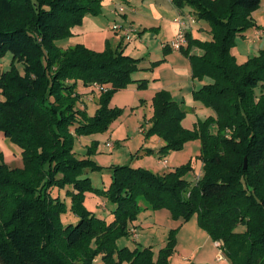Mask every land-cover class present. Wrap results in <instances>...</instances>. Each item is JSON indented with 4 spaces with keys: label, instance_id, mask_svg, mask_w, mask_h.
<instances>
[{
    "label": "trees",
    "instance_id": "obj_1",
    "mask_svg": "<svg viewBox=\"0 0 264 264\" xmlns=\"http://www.w3.org/2000/svg\"><path fill=\"white\" fill-rule=\"evenodd\" d=\"M262 1L173 0L210 27V40L186 32L180 49L192 77L209 78L192 97L213 114L186 128L188 110L159 90L149 134L163 140L159 152L198 139L202 173L195 183L186 178L191 161L160 174L116 165L102 189L84 170L100 166L75 155L74 137L104 131L118 113L108 106L112 94L144 84L132 77L139 59L109 45L96 51L57 43L99 11L101 0H0V57L12 54L10 68L0 72V136L23 158L21 168L0 161V264H170L175 229L157 255L150 246L116 244L147 209H166L180 222L196 216L231 264H264V93H255L264 88V48L242 63L231 53L235 37L255 25L250 12ZM191 46L202 53L189 54ZM78 82L106 88L92 116L80 106ZM64 188L69 205L57 193ZM87 190L114 205L109 222L86 208ZM68 210L76 222H63Z\"/></svg>",
    "mask_w": 264,
    "mask_h": 264
},
{
    "label": "rangeland",
    "instance_id": "obj_2",
    "mask_svg": "<svg viewBox=\"0 0 264 264\" xmlns=\"http://www.w3.org/2000/svg\"><path fill=\"white\" fill-rule=\"evenodd\" d=\"M250 18L255 22V25L243 34H238L231 48V53L238 63L256 56L259 50L264 48V0L259 7L250 12ZM199 22L203 28L195 31V37L202 41L210 40V27L207 21L199 20ZM114 24L125 28L128 26L120 22ZM57 43L65 45L67 39ZM11 62L12 54L10 52L4 53L0 57V72L9 69ZM160 63V61L154 65L142 63L140 67L138 66L139 69L132 74V77L138 76L139 79H146L144 84L142 86H138L136 83L129 84L130 86L121 88L112 94L108 106L117 109L118 113L104 131L75 135L73 141L75 155L90 159L100 166L98 169H90V167L84 169L93 187L106 188L111 180V169L116 165L143 167L160 174L191 161V169L186 173V178L195 183V179L202 173L200 160L197 157L200 151L198 139L185 142L179 150L159 152L163 140L157 134H149L154 114L152 97L160 85L167 84L175 78L172 75L174 72L171 74L170 68L155 67ZM15 65L21 69L19 62H15ZM157 72L162 76V80L158 79ZM191 74L192 71L188 66L187 80L181 78L184 82L182 86L184 91L175 95L176 98L172 97L188 110L182 124L189 129L194 126L198 119L202 120L213 114L211 109L193 99L191 91L194 85L198 88L203 83L209 82V78L192 79ZM164 89L166 88L160 90ZM77 91L80 93V106L84 107L88 116H92L98 107V99L102 90L95 85L85 86L78 82ZM255 93L257 95L264 93V88L257 86ZM146 149L149 150L146 151ZM163 160H165V164ZM0 161L9 168H21L23 166L20 147L2 136H0ZM65 191L66 188L57 191V193L69 205L70 200L65 196ZM84 196V205L96 217L106 222L112 219L111 210L114 205L107 198L91 190H87ZM62 219L64 223L76 222L77 220L69 210L62 215ZM133 225L138 232L137 237L133 238L130 234L128 237L119 238L116 241L118 247L150 246L154 254L157 255L159 249L165 245L170 230L175 229V249L170 258V264H187L189 262L231 264L218 244L199 226L196 216L180 222L174 220L166 209H147L139 213ZM129 226L132 228V223Z\"/></svg>",
    "mask_w": 264,
    "mask_h": 264
},
{
    "label": "crops",
    "instance_id": "obj_3",
    "mask_svg": "<svg viewBox=\"0 0 264 264\" xmlns=\"http://www.w3.org/2000/svg\"><path fill=\"white\" fill-rule=\"evenodd\" d=\"M120 5L125 7L123 12L117 10ZM179 18L182 24L178 23ZM117 22L132 26L134 32L125 35L113 29L112 25ZM202 28L189 6L178 8L173 0H101L99 11L85 15L81 23L72 28L65 45L83 44L96 51H102L108 45L123 49L126 54L139 59V67L144 62L154 65L160 61L155 67L170 68L175 78L160 85L156 91L166 88L164 90L176 98L175 95L184 91L181 78L187 80L191 64L188 55L183 52L187 43L181 50L171 48L169 42L178 31L188 32L196 38L195 31ZM188 53L200 55L202 50L191 46ZM157 75L162 80L158 72ZM134 78L139 79L138 76ZM194 89L195 85L191 91Z\"/></svg>",
    "mask_w": 264,
    "mask_h": 264
},
{
    "label": "built area",
    "instance_id": "obj_4",
    "mask_svg": "<svg viewBox=\"0 0 264 264\" xmlns=\"http://www.w3.org/2000/svg\"><path fill=\"white\" fill-rule=\"evenodd\" d=\"M124 8H125V7H124L123 5H120V6L118 7L117 10H118L119 12H123ZM177 21H178L179 24H182V21H181L180 18L177 19ZM112 28L115 29V30H117V31H122V32H124L125 35H129V33L134 32V29H133L132 26H127V27L125 28V27L119 26V25H117V24H113V25H112ZM185 43H186L185 34H184L182 31H178V32L176 33L174 39H172V40L169 42V46H170L171 48H173V49H180V47H182ZM95 86L99 87L102 91H105V89H106L105 87L100 86V85H95ZM163 163H164V164L166 163L165 160H163ZM130 232H131V236H132L133 238H136V237H137L138 232L136 231L135 228H131V229H130ZM217 244H218V246H219V243H218V242H217Z\"/></svg>",
    "mask_w": 264,
    "mask_h": 264
},
{
    "label": "water",
    "instance_id": "obj_5",
    "mask_svg": "<svg viewBox=\"0 0 264 264\" xmlns=\"http://www.w3.org/2000/svg\"><path fill=\"white\" fill-rule=\"evenodd\" d=\"M246 166V159L244 160V167Z\"/></svg>",
    "mask_w": 264,
    "mask_h": 264
}]
</instances>
